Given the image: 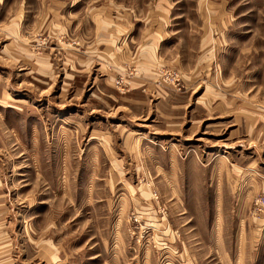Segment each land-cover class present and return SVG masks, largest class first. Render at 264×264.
Returning <instances> with one entry per match:
<instances>
[{"label":"rangeland","instance_id":"1","mask_svg":"<svg viewBox=\"0 0 264 264\" xmlns=\"http://www.w3.org/2000/svg\"><path fill=\"white\" fill-rule=\"evenodd\" d=\"M254 114L264 0H0V263L264 264Z\"/></svg>","mask_w":264,"mask_h":264},{"label":"crops","instance_id":"2","mask_svg":"<svg viewBox=\"0 0 264 264\" xmlns=\"http://www.w3.org/2000/svg\"><path fill=\"white\" fill-rule=\"evenodd\" d=\"M216 9V8H215ZM217 10L218 11H220V10H222V8H217ZM166 11V10H165ZM221 12H219V14H220ZM222 25L223 24H221L220 26L222 27ZM205 29L206 30H208V29H210L209 28V23H206V26H205ZM158 30V29H157ZM254 116H256V120L254 119V121L257 123V127L259 128L258 129V135H259V142H258V148L259 149H257V157H258V159H260L261 157H264V152H262V151H264V115H260V114H258V115H256V114H254ZM263 147V148H262ZM261 156V157H260ZM259 162L258 161H256V163H253L252 164V167H250L251 169H250V172L251 173H256V171H255V165L256 164H258ZM255 164V165H254ZM247 170H249V168H247ZM243 173V172H242ZM255 182V181H254ZM1 264V263H0Z\"/></svg>","mask_w":264,"mask_h":264}]
</instances>
